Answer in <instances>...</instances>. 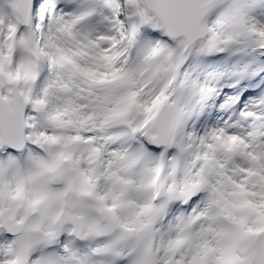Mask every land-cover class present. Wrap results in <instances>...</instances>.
I'll return each mask as SVG.
<instances>
[{
  "label": "snow or ice",
  "instance_id": "snow-or-ice-1",
  "mask_svg": "<svg viewBox=\"0 0 264 264\" xmlns=\"http://www.w3.org/2000/svg\"><path fill=\"white\" fill-rule=\"evenodd\" d=\"M0 264H264V0H0Z\"/></svg>",
  "mask_w": 264,
  "mask_h": 264
}]
</instances>
